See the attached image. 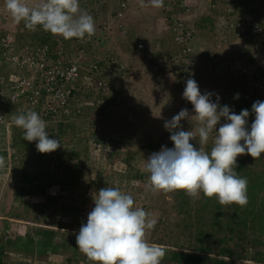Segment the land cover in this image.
I'll return each instance as SVG.
<instances>
[{
  "label": "clouds",
  "instance_id": "9594fccd",
  "mask_svg": "<svg viewBox=\"0 0 264 264\" xmlns=\"http://www.w3.org/2000/svg\"><path fill=\"white\" fill-rule=\"evenodd\" d=\"M84 1L87 9L81 5L80 0H34L32 3H29V0H5V7L13 21L16 24L23 23L24 28L8 30L9 26L4 28L1 22L0 25L6 32L13 33L16 39L20 37L23 41H19L22 47L38 45V27L54 35L57 45L58 41L62 42L63 53L67 56L66 59H70L71 63L78 66L79 80L82 83L87 81L89 85L94 87V93H100V95L95 96L94 93L91 94L90 92L84 94L77 93L76 105L81 108L82 113L75 117L74 121L81 119L79 117L84 115V119H81L80 122L82 132L85 134L92 133L94 127L98 130V126L102 125V123L110 124L109 118L115 119L117 115L114 113L113 106L115 100L124 103V116H129V106L127 107L126 105L127 86L129 80H132L133 83L137 82L135 80L136 72L147 75L151 81V86L147 89L142 85V81H139L142 88L148 92L147 98L145 96V100L149 101L148 103L154 99L157 103L160 101L164 103V100L169 101L171 94L179 90V95L183 96L192 105L194 115H190L188 109H182L171 120L164 122V128L171 133L170 141L174 147L171 149L162 147L159 152L152 153L145 160L144 170L149 174L147 187L154 193L161 191H182L192 199H199L202 193L204 198H215L222 206L235 204L241 208L246 207L249 202L248 179L238 175L236 171L238 167L237 157L249 155L253 160H256L264 154V101L258 100L252 104L251 114H254V120L249 128L248 118L250 112L248 109L241 110L239 114H236L229 106L220 105V97L218 95L210 92L201 94L197 80L202 73L194 66L195 64L202 65L205 72L211 71V69L206 70V64L209 62L203 56L205 53H211L216 56L214 61L215 72L218 70L227 71V64L224 67V63L221 62L224 59L218 57L213 49H210L209 42L206 44L202 43L200 39L198 40V31L195 27L203 15L211 14V7H218L220 12L223 13L221 16L217 15L215 17L212 21L214 23H217L216 20L230 15L229 13L232 10L229 5H225V8H227L226 12L217 0H212L216 1L215 5H211L208 0H203L205 2L204 5H208L206 7L208 10L206 11V8L203 9L202 14L199 13V19L195 18V22H193L192 17L194 13L192 14V12L199 8L202 0H175L174 6L179 3L185 6L178 22L183 21L187 31L194 38L188 43L194 49V53L189 57H184L180 53L186 60L179 69L183 70V73H187L186 78L188 79L186 82H180V80H173L172 78L173 72L175 73L178 69L179 58L171 56L170 51L168 54H164L170 50L168 45L162 47V50L158 49L154 53L148 54L143 41L134 40V52H139L142 56L137 57L133 65H131V62L124 64V60L116 53L118 52L117 42L114 40L115 37L114 39L111 37V31H109L108 36L107 30L104 27L95 24L94 19H98L101 16L100 6H106V8H109V16L115 25L116 32L124 40V37L127 36L124 21L125 10L129 4L128 0H122L119 4L115 3V6L110 4V0H97L95 8L87 4L86 0ZM165 1L167 5L168 0ZM149 3L154 8L164 7V0H149ZM261 4L264 7V0L261 1ZM238 15L240 16V11H238ZM213 17L214 15L211 18L213 19ZM233 18L234 20L231 23L237 19L236 17ZM228 26L224 28L229 38L225 41V48H227L228 43L234 46L231 47L233 49L231 52H234V54L229 69L231 71H241V73L247 75L255 74L253 72L254 67H251L249 63L247 68L243 66L238 67L236 59L239 51L238 45L235 46L234 42L239 43L240 41V43H243L241 52H244L243 50L246 49L245 41L248 37L237 40ZM92 36L94 39L92 44L78 45L74 43L75 39L91 38ZM98 43L106 45V53L110 55L108 60H104L100 56V52L94 50L95 45ZM258 43V40L255 41L256 45L254 46L256 49H254L253 55L255 51L258 53ZM222 44L223 46L220 44V48L224 47V43ZM138 45H142V47L139 48ZM261 48L258 56L264 55L262 53L264 46ZM225 53L230 52L226 50ZM220 55L222 56V54ZM188 59L194 60L190 63L191 65L187 66ZM92 63L96 64V70L90 68V64ZM197 74L200 75L194 78V75L197 76ZM92 76L98 78L93 79ZM100 76L103 77L102 81H100ZM167 79H169V82ZM163 85H166L168 89L166 90ZM102 88L105 89L102 90ZM169 92L172 93L167 96L164 95ZM157 94L163 95L162 98L159 95L157 96ZM213 95H216L215 102L212 100ZM234 98L238 99V94ZM93 99L103 101L105 107L109 109V114L106 117L99 118L97 124L90 123L95 105L91 106ZM89 111L92 112L88 113ZM0 117V123L6 125L8 128L11 124L8 116L0 114ZM122 118L118 115L117 120H121ZM222 118L226 122L221 124L217 131V125ZM182 120L183 122L187 120L189 122H197L198 126L195 132L183 130L180 123ZM13 123L16 127L23 130L24 140L37 142L36 149L39 153H52L61 147L58 138H50L49 133L46 131V121L37 112L28 111L18 114L13 117ZM213 132H215V136L210 151H206L203 147H194L190 143V141L196 139L198 136L199 144L201 146L206 145ZM97 135L100 136L101 134L97 132ZM93 145L110 148L112 154L115 152V149L110 145L102 143H88L86 153L89 162L92 165L102 167L109 162L112 154L107 157L104 163H96L91 160L90 156V147ZM89 162L87 161L91 165ZM4 166V157L0 156V169ZM10 173L18 177L21 176V173L9 172L8 174ZM37 183L38 181L27 185V189H33ZM63 202L73 207V202L70 199L64 197ZM93 203L95 206L89 212L86 224L81 225L76 235V246L91 264H162L166 256L165 246L150 243L148 240V234L155 229L158 221L153 214L147 212L142 207L136 206L131 194L122 191L119 187H103L96 193ZM44 206L52 208L51 214H53V205L45 203ZM55 219L56 221L58 220V218ZM30 223L41 227L34 222ZM42 227L48 228L49 226L42 225ZM58 230L64 231L65 229L58 228ZM8 232L3 236L4 239L8 237ZM20 256L23 257L22 254ZM53 256L56 255L48 257ZM25 259L28 264L32 262L31 258L26 257ZM36 261L44 262V260ZM245 264H256V262L248 260Z\"/></svg>",
  "mask_w": 264,
  "mask_h": 264
},
{
  "label": "trees",
  "instance_id": "16d2710c",
  "mask_svg": "<svg viewBox=\"0 0 264 264\" xmlns=\"http://www.w3.org/2000/svg\"><path fill=\"white\" fill-rule=\"evenodd\" d=\"M121 1L122 0H110V4L115 6V3L119 4ZM208 1L211 5L216 4V1ZM80 2L81 5L87 9L84 3L85 1L80 0ZM217 2L223 6V10L226 12L227 8H225V5L228 4L232 10L229 14L232 17H239L238 11H240L242 7L240 0H217ZM165 6L166 1L164 0V7ZM182 6L184 7V5L179 3L168 9H163V7L160 9L159 16L162 20L160 23L162 27V38L160 39L162 42H165L162 45L163 47L168 45L170 48V50L164 54H168L170 51L171 56L179 58L177 65L178 69L181 68L186 60L180 54L184 43L175 40L178 32L173 31L172 28L178 23V19H180L184 11ZM210 12V15H203L200 22L196 24L195 28H197L198 31V40H201V31H209L215 17L217 15H222L218 7H211ZM213 15L214 17L212 19L211 17ZM37 30L39 33L37 44L47 45L49 47L48 56L50 61L53 64L57 63V61H64L62 58L63 55H61L63 51L57 48L56 37L43 31L39 27ZM17 39L18 42H23L20 37H17ZM255 41L257 40L254 39L253 36H249L245 41L246 47L251 46V51L252 47L256 49L254 46L256 45ZM125 44L133 47L130 40ZM243 51L244 53L248 52L247 55L249 56L248 50ZM262 53H264V49ZM203 56L209 63H212V69H214L216 56L211 53H205ZM254 56H258L256 51ZM254 56L250 57L248 61L251 67L255 63L256 58ZM263 63L264 60L260 59V65L254 68L253 72H255L256 76L264 78ZM172 68L176 70L174 67ZM0 73V91H4L7 89L6 81L8 80L5 66L0 68ZM206 73V76L203 75L205 78L200 75L197 80L199 89L202 88L201 90L207 87L206 85H208L207 83L209 79H211V75ZM255 74L253 77L241 73V71L236 73V77L231 74L235 82L240 84L239 87H237L239 89L238 99L234 98L236 95L233 98L229 97V93H227L226 96L225 93H222V90L220 91L219 88H216V84L207 88V90H209L208 92L214 93L220 97L219 103L221 106L230 104L229 107L231 109L233 108L231 104L236 102L235 104L238 103L236 108L239 111L248 109L250 112L248 118L249 128L254 120V114H251L252 104L258 100L264 101V85L261 88L253 86L252 78H254ZM92 78L96 79L98 77L92 76ZM177 79L181 82V79ZM229 79L230 75L229 77H224V80H227V82L232 81V79ZM102 80L103 77L100 76V81ZM80 85L81 84L78 82V87H80ZM201 90V94H204L205 92ZM83 91L84 93L91 92V86H88V91L86 92L85 89L81 87L80 89L78 88L77 92L81 94L80 92ZM234 92L237 93L236 90H234ZM94 94L100 95V93ZM216 95L212 97L213 102H215ZM227 97L230 99H227ZM0 103V109H2L0 114H6L12 125L9 126L10 128H7L6 125L0 123V156L4 157L5 160V166L0 169V175H5L9 172L21 173L19 182L23 186H20L16 190V195L21 196L17 205L18 207L10 209L8 215L13 220L28 222L33 220L34 223L41 226L35 227L1 221L0 264H25L23 261L26 260V257L42 261V258L44 260V258L50 255H65V264H91L76 246V235L81 225L86 224L87 216L95 206L93 198L96 193L103 187H112L113 185L112 183H108L109 177H98L99 174L101 175L99 170H103L100 166L92 165L89 161L91 165L88 163L87 165L86 163L85 165L81 163L80 166H86L91 173L89 174L90 181L95 188V191L86 189V192H88L86 193L82 190L83 187L79 181L81 169H74V166L78 163L80 156L87 158L88 155L86 151L88 143L107 144L105 143L107 136L97 135L98 130H96L95 127L92 133H83L80 121L84 119V115H81L79 117L81 119L77 121L64 120L62 124L56 125L54 129H52L54 125L46 122V131L49 133L50 138H58L60 144H62L60 148L52 153L41 154L36 149L37 142H28L24 140L23 130L13 125V117L21 113L17 111V104L11 103L10 105L2 106V101H0ZM90 112L92 111L88 113ZM187 121L181 123L182 129L195 132L198 126L197 122ZM225 122L226 121L222 118L217 125V131L220 125ZM170 135L168 133L169 138L167 139L169 141ZM214 136L215 132H213L209 138V145H205L206 151L211 150ZM143 141L144 144H142L141 147L138 146V148L126 149L123 154L124 156L122 155V158L119 159L121 160L122 168L124 167L122 176L124 177V184L126 187H124L123 191L131 194L134 200L136 197L134 195L136 188L135 184H138L144 190L148 188L149 174L146 171H142V163H144L152 153L159 152L162 148L161 145H157L158 143L156 144L151 138L146 137ZM190 143H192L194 147L199 146L198 136L196 139L190 141ZM173 147L174 145L170 141L168 149ZM9 150H11L10 153ZM118 152L120 151L118 150ZM47 156L49 159H45ZM112 158H116V152L112 154L109 161ZM237 165L236 171L238 175L248 179L249 202L246 207L241 208L235 204L222 206L215 198H204L202 193L199 199H192L182 191H161L160 194H168V199L163 202L162 200L158 201L156 198L150 199L148 203L147 200L143 201V205L135 201L136 206L139 205V207H142L147 212H151V214L154 210L160 212L155 229L148 234V240L150 243L165 246L166 256L162 264H234L232 261L224 260L223 258L225 257L235 260H253L256 264H264V154H262L261 158L256 160H253L249 155L238 156ZM37 181L38 183L33 189H27V185H31L33 182ZM136 190L138 189L136 188ZM46 191H48V193H46ZM32 195L39 196L38 202L40 203L30 207V205L26 203V198ZM64 197L74 202L73 207L62 201ZM80 198L85 201L79 206L77 199L80 200ZM146 199H148L147 195ZM45 203L54 206L53 214L45 215L43 213ZM168 203H170V207L165 205ZM82 205H84L83 208ZM21 206H23V212L19 211ZM55 218H58V220L56 221ZM42 225H47L49 227L44 228ZM58 228H64L65 230L60 231ZM9 230H11L13 236L9 234ZM7 232L9 238L7 237L4 239L3 236H5ZM237 248L240 249V251H236ZM20 253L23 255V257L21 256L23 258L21 263L12 261L15 257L20 258Z\"/></svg>",
  "mask_w": 264,
  "mask_h": 264
},
{
  "label": "built area",
  "instance_id": "2783aa9c",
  "mask_svg": "<svg viewBox=\"0 0 264 264\" xmlns=\"http://www.w3.org/2000/svg\"><path fill=\"white\" fill-rule=\"evenodd\" d=\"M86 1L93 8L97 6V0ZM261 1L240 0V3H242L240 16L228 26L237 40L249 36H253L254 39L258 40V53L261 52V47L264 46V7ZM174 4L175 0H168V4L163 9H168ZM186 11L188 10L186 9ZM172 29L178 32L175 40L184 43L181 49L182 56L189 57L192 55L194 49L188 43L194 38L187 31L184 22L176 23ZM93 42V36L74 40V43L78 45L92 44ZM138 47L141 48L142 45H138ZM57 48L63 51L61 41H58ZM48 53L49 47L47 45L22 47L15 35L6 32L0 25V64H2L0 68L5 66L6 76L8 77L6 81L7 89L0 91L2 104L15 103L17 104V111L23 113L35 111L47 123L54 125L52 128L54 129L56 125L62 124L64 120L74 121L75 117L82 113L81 108L76 105L77 93H79L77 91L80 87L85 89V92L88 91L89 84L87 81L82 83L79 80L78 66L71 63L70 59H63L64 61H57L53 64ZM61 55H64V53H61ZM193 60L188 59L187 66L191 65L190 63ZM90 68L96 70L97 66L92 63ZM249 75L253 77L254 74ZM252 79L254 87L261 88L264 85L263 77L255 74ZM78 82L81 84L80 87H78ZM91 89L90 93L93 94L95 89L92 86ZM104 89L102 88V90ZM80 93L84 94V91ZM93 105L94 112L90 123L97 124L99 118L106 117L109 114V109L105 107L101 100L93 99L91 106ZM111 154L112 150L110 148L101 145L90 147L91 160L96 163H104Z\"/></svg>",
  "mask_w": 264,
  "mask_h": 264
},
{
  "label": "rangeland",
  "instance_id": "374dc122",
  "mask_svg": "<svg viewBox=\"0 0 264 264\" xmlns=\"http://www.w3.org/2000/svg\"><path fill=\"white\" fill-rule=\"evenodd\" d=\"M34 2V0H29V3ZM204 5V4H203ZM205 7H208V5H204ZM208 10V8H206V11ZM4 12H7V9L5 7V2H2L0 0V18L1 15L4 14ZM223 12V11H222ZM8 13V12H7ZM194 13V16L192 17V21L195 22V18H197L198 16L195 15V12H192V14ZM223 14V13H222ZM8 16V14H7ZM7 16H5L7 18ZM200 16V14H199ZM11 18V16H10ZM220 18V17H219ZM199 19V18H198ZM234 18L231 15H226L223 19L220 18L219 20H216L217 23H214L213 26L211 27V30L207 31H201L200 37H201V41L202 43H206L209 42V47L210 49H213V51L218 55V57H220L222 60L221 62H223V66L225 67V64H227V71H220L218 70L217 72H215L214 69H212V63H207V69H212V71L208 70L207 73L205 72L204 68L202 65H197L195 64L194 66L200 71V73H202V76L206 74L211 75V79H209L208 81V85H206L207 87H204L203 90H201L202 88H200V90L202 92H208L209 90H207V88H209L211 85L216 84V88H219V90H222V93H225V95L227 96V93H229V97H234L235 95L238 94L239 89L237 87H239L240 84H238L237 82H235L234 77H236V73L238 71H231V69H229L230 66V62L232 60L233 54L234 52H231V47H234L233 44H229L227 48H225V41L227 39H229L228 33L227 31L224 29L225 26H228V23H231V21H233ZM16 24V23H15ZM9 27H14V29L16 28V30L18 29H23L24 28V24L20 23V24H16V26L13 24V21L10 25H8ZM7 28L6 25H4V28ZM11 30V29H8ZM224 43V47L220 48V44L223 46ZM235 46L238 45V55L236 56V59L238 61V67L243 66L245 68H247L248 66V61L250 59V57L254 56L253 52H254V47H252V51H251V46H247L245 50L249 51V56L247 55V53L241 52L242 48H243V43H237L234 42ZM228 51L230 53H225V51ZM251 51V52H250ZM219 54H222V56ZM255 63L252 67L256 68L257 66L260 65V59L264 60V55H260L255 57ZM206 62V61H205ZM220 62V64H221ZM246 65V66H244ZM264 65V63L262 64V66ZM237 66V65H236ZM233 74V76L231 75ZM200 74L194 75V78H197ZM214 75V76H213ZM230 75V79H232V81H228L224 80V77H229ZM187 73H183V70L181 69H177L175 71V73L173 72L172 74V78L174 79H181V81L186 82L188 79L186 78ZM201 79L203 80V78H205L203 76ZM206 76V75H205ZM213 76V77H212ZM207 80V79H206ZM167 81L169 82V79H167ZM135 82V81H134ZM142 85H144V87L147 89L149 86H151L150 80L146 79L145 81H142ZM163 87L167 90L168 87L166 85H163ZM234 90H236L237 93L234 92ZM140 93H143L146 98H147V91L144 90L140 84V82H135L133 83L132 80L128 81V86H127V95H126V99H127V107L129 106V116L126 117L124 116V112H123V108H124V103L119 102V101H114L113 102V106H114V113L117 114L115 116V119H111L109 118V121H111L110 124H103L98 126V133L101 134V136L106 135L107 139L106 145H110L112 146L116 152V158H112L109 162H107L105 165H103L101 168L103 170H99V173H101V175L99 174L98 177H109L110 179L108 180L109 184L112 183V187H119L122 191L124 189L125 184H124V177L122 176L123 172H124V167L122 168L121 166V160H119L120 158H122V155L124 154V151L126 149L129 148H138V146H142V144H144L143 139L145 140L146 137L151 138L154 142H156L157 145H161V147H166L168 148L170 145V141L167 139L168 137V133L169 135L171 134L168 130H166L164 128V122L166 120H171L172 117L176 114L179 113L180 110L182 109H188L189 114L190 115H194L193 112V107L192 105L187 102L183 96L179 95V90L176 91L175 93L171 94L172 92H169L167 94H164L165 96H167L168 94H171V99L169 101L164 100L165 102L163 103L162 101H160L159 103H157V101L154 99L153 101H150V103H148L149 101H140V98H143L144 96H139ZM161 94V93H160ZM240 94V93H239ZM159 94H157L158 96ZM161 98L162 96L159 95ZM229 97H227V99H230ZM165 98V97H163ZM173 99V100H172ZM172 100V101H171ZM236 103V102H235ZM232 103L231 105H233V108H231V110L233 112H235L236 114H239L240 111L236 108L238 103L235 104ZM227 106H229L230 104H226ZM131 108V109H130ZM122 113V114H121ZM123 117L121 120H117V117ZM126 121V122H124ZM183 120L180 122L182 123ZM143 138V139H142ZM105 141V140H104ZM209 142L206 145H209ZM198 144V143H196ZM67 145V144H66ZM199 146H195L197 148L199 147H203L205 150V145L201 146L200 144H198ZM212 147V146H211ZM118 150L120 152H118ZM161 150V149H160ZM124 156V155H123ZM45 159H49L48 156ZM53 159V158H50ZM87 161H89V158L87 157H83L80 156V158L78 159V163L74 166V169H81L80 170V182L82 184V190L83 191H87L86 189H90V191H95V188L93 187V185L91 184L90 181V175L91 174L88 169L85 167L80 166V164H84L86 163L87 165ZM145 163V162H144ZM144 163H142V171L145 172L144 170ZM110 170V171H109ZM109 171V173H108ZM109 174V176H108ZM122 179V180H120ZM114 182V184H113ZM20 183V182H19ZM136 188L138 190H136L135 188V192L134 195L135 197V201H137L138 203H141L143 205V201L147 200V203L150 201V199H154L156 198L158 201L162 200L166 201L168 199V194H160V192H152L150 189L145 188V190L143 188H141V186H139L138 184H135ZM21 187H23L22 185H20ZM19 186V187H20ZM89 186V187H88ZM16 187V186H15ZM18 189V187H16L14 189V193H16V190ZM85 189V190H84ZM88 193V192H86ZM68 195V194H67ZM146 195L148 197V199H146ZM15 201L13 202V206L12 208L18 207V203L21 199V196L19 195H15ZM78 200V205L80 206L81 204H83V202L85 201L84 199H77ZM39 201V196L37 195H32L26 198V203H28L30 205V207H33V205H38L37 203ZM81 202V203H80ZM168 204H165L166 206L170 207ZM74 205V202H73ZM84 205H82L83 208ZM139 207V205H137ZM20 212H23V206H21V208H19ZM151 213V212H149ZM152 214L155 216L156 219L159 218V214L160 212L158 210H154L152 212ZM72 218V217H71ZM70 218V219H71ZM9 234H11V231L9 232ZM245 248V247H244ZM247 249V248H245ZM236 251H240V249L237 248ZM30 259V257H28ZM22 257L20 256V258L15 257L12 261H14L15 263H21L22 261ZM44 262H37L36 260L32 259V262H30L29 264H65V259L66 256L65 255H56L53 257H49L44 258ZM224 260H229L232 261V263L234 262V264H245L246 261L248 260H238V259H229L227 257L223 258ZM43 260V258H42ZM25 264L26 262L23 261ZM37 262V263H36ZM28 264V263H27Z\"/></svg>",
  "mask_w": 264,
  "mask_h": 264
},
{
  "label": "crops",
  "instance_id": "0c3cea01",
  "mask_svg": "<svg viewBox=\"0 0 264 264\" xmlns=\"http://www.w3.org/2000/svg\"><path fill=\"white\" fill-rule=\"evenodd\" d=\"M2 2H5V0H1ZM128 7L126 8L125 13V29L127 31V36L124 37V40L119 35L118 32H116L115 25L112 22V19L109 16V8H106V6L101 7V18L94 19L96 25H100V27H104L107 30V35L109 36V31H111V37L114 39L115 42H117V54H119L124 60V64H128L131 62V65H133L136 62L137 57H141L142 54L139 52H134V46L135 43L134 40H141L143 41L145 46V49L148 54L154 53L156 50H162V47L165 42H162L160 38L161 36V26L160 23L162 20L159 18L160 16V9L161 8H154L150 5L149 0H128ZM205 2L200 4L199 8L195 10V15L198 16L196 19H198L199 13L202 14L203 9L206 7L203 5ZM201 9V10H200ZM8 12V11H7ZM4 12L3 15H1L0 22L1 25L8 26L12 23L13 19L10 18V13ZM8 14V16H7ZM7 16V18L5 17ZM104 19V20H103ZM97 20V21H96ZM13 24L16 26L15 22L13 21ZM8 29H14L13 27H8ZM161 36V37H160ZM130 40L133 47H130L129 45L125 44L127 41ZM64 43V42H63ZM132 48V49H130ZM95 51L100 52V56L104 58V60H108L110 58L109 53L107 52L106 45L97 44L94 48ZM140 51V50H139ZM67 56L64 55L63 59L66 60ZM136 81H145L148 79L147 75H143L142 73H135ZM151 82V81H150ZM139 96H144L143 98H140V101H146L145 95L143 93H140ZM19 177L15 174H8V175H0V222L6 221L8 223H17V224H27L30 226L37 225L33 223L28 222H21L17 220H13L9 217L10 209H12L13 202L15 201V195L14 189L16 187L19 188L21 185L18 181ZM14 183V186H13ZM16 186V187H15ZM3 197V198H2ZM64 198H62V201ZM52 208L48 206L43 207V213L45 215H49L52 213ZM31 222H34L31 220ZM11 231V230H9ZM13 236V234H10ZM21 254V253H20ZM19 254V255H20ZM49 258V257H48ZM14 259V258H13ZM12 259V260H13ZM36 260V259H35ZM45 260V259H44ZM27 264V263H26Z\"/></svg>",
  "mask_w": 264,
  "mask_h": 264
},
{
  "label": "bare ground",
  "instance_id": "6f19581e",
  "mask_svg": "<svg viewBox=\"0 0 264 264\" xmlns=\"http://www.w3.org/2000/svg\"><path fill=\"white\" fill-rule=\"evenodd\" d=\"M8 27V26H7ZM2 70V69H1ZM5 85V84H4ZM3 87V86H2ZM3 91V90H2ZM1 101V100H0ZM1 104V103H0ZM3 105V104H2ZM15 106V105H14ZM6 107V106H5ZM2 109H0V111H1ZM12 111V110H11ZM20 113V112H19ZM21 113H23V112H21ZM20 113V114H21ZM13 115V114H12ZM12 117V116H11ZM13 122V121H12ZM13 124V123H12ZM4 125V124H3ZM11 125V124H10ZM14 125V124H13ZM12 126V125H11ZM15 127V126H14ZM2 128V127H1ZM10 128V127H9ZM13 129V128H12ZM11 133V132H10ZM5 135V134H4ZM11 138V137H10ZM55 138V137H54ZM11 142V141H10ZM7 144V143H6ZM62 144V143H61ZM66 147V146H65ZM68 150V149H67ZM64 151V150H63ZM62 151V152H63ZM12 156V155H11ZM13 156H15V155H13ZM3 198V197H2ZM56 229V228H55ZM64 229V228H63ZM0 233H1V231H0ZM6 235V234H5ZM9 238V237H8ZM7 246V245H6ZM2 247V246H1ZM3 262V261H2Z\"/></svg>",
  "mask_w": 264,
  "mask_h": 264
}]
</instances>
